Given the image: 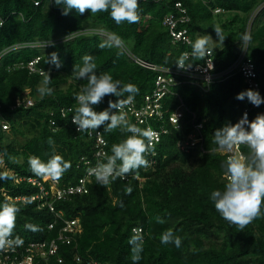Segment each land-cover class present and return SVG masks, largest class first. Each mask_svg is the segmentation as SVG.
<instances>
[{"label":"trees","instance_id":"16d2710c","mask_svg":"<svg viewBox=\"0 0 264 264\" xmlns=\"http://www.w3.org/2000/svg\"><path fill=\"white\" fill-rule=\"evenodd\" d=\"M178 1L184 3L191 16L188 28L193 40L195 37L219 40L214 28L220 27L224 37L219 40L221 46L208 44L217 78L207 86L202 81L196 85L193 79L178 76L179 83L170 88L164 99L165 125L170 133L163 136L157 148V165L140 167L127 174L128 180L117 177L104 186L93 182L88 194L55 203V210L64 212L67 219L79 217L84 231L77 245H60L58 256L41 264H81L76 256L97 264H132L129 239L134 234L143 237L139 264H264V204L260 214L241 229L223 219L210 200V193L223 189L228 182L222 165L229 156L213 142L214 133L227 124L239 122L246 104H251L247 97L242 101L236 99L238 93L255 91L249 87L241 66H237L239 61L255 64L257 81L262 83L264 91V21L253 23L248 31L247 19L259 8L258 18L264 19V0H209L207 4L203 0ZM216 8H222L225 13L215 15ZM172 12L169 4L140 2L138 22L117 24L108 12L91 14L86 10L81 15L73 10L65 16L51 0H0L3 21L0 28V161L3 163L0 172L11 177L0 181V202L8 201L19 209L12 237L26 243L51 240L57 237L58 227L64 226L61 223L56 229H49L56 219L55 213L45 205L49 197H43L38 186L24 180L34 179L49 187L48 178L35 176L30 170L29 156L46 161L58 154L70 162L71 167L59 179L62 187L80 183L90 167L86 161L91 165L98 163L97 141L89 136L92 129L78 132L72 122L78 107L75 97L87 84V80L76 78L75 66L82 65L85 55L93 57L97 74L107 72L113 80L131 83L139 89L131 100L142 107L145 95L154 89L158 74L141 67L134 58L157 67L177 69L178 59L192 52V45L173 43L170 30L163 25L165 16ZM225 15L233 17L223 20ZM101 30L122 39L123 53L115 46L99 47L105 40L98 33ZM77 33L80 34L76 36ZM244 34L250 37L246 44L242 42ZM72 36L74 39L64 41ZM56 39L61 42L51 45L46 52L30 46ZM53 52L62 63L60 68L47 63ZM36 57H41L39 68L45 75L18 68L20 63L27 66ZM198 62L202 60L192 57L185 59L184 64L194 66ZM48 77L47 87L52 92L41 95L37 89ZM27 91L35 105L14 108ZM128 96L126 93L120 99L127 100ZM109 99L115 102L119 98L109 94L100 104L93 105L94 110L107 109ZM181 107L185 114L183 130L177 131L170 126L169 117ZM68 108L72 112L63 117L62 110ZM260 114H264V103L250 111L248 120L254 121ZM6 125L11 127L14 138L4 131ZM195 125L203 126L196 130ZM96 131L102 132L107 140L108 156L103 163L112 155V145L130 135L119 127L104 132L103 125ZM193 133L201 141L187 152L180 144L189 141L187 138ZM20 137L24 143L18 141ZM241 151L245 157L250 155L246 145ZM144 156L149 163L151 157ZM38 196L39 199L32 200ZM16 198L27 201H15ZM157 217L164 223H158ZM26 225H32L35 230ZM168 230L181 238L179 248L173 243H161V235Z\"/></svg>","mask_w":264,"mask_h":264},{"label":"clouds","instance_id":"9594fccd","mask_svg":"<svg viewBox=\"0 0 264 264\" xmlns=\"http://www.w3.org/2000/svg\"><path fill=\"white\" fill-rule=\"evenodd\" d=\"M52 2L62 9V14L65 16L69 15L73 10L81 15L84 14L86 10H90L91 14L108 12L111 18L117 24H120L124 21H127L129 24H134L139 20V0H51V3ZM214 30L218 36V39L224 40L220 27L217 26L214 28ZM249 40L250 37L247 34L242 36L243 43L246 44ZM50 42L40 43H48L49 46H51ZM208 44V37L197 38L192 44V56L204 57L208 51ZM114 46L120 48L121 52L123 53V41L115 34L108 36L99 45L100 48ZM126 50L129 55L133 56V54L128 49ZM186 58L187 54L182 55L175 65L180 69H184V61ZM82 61V65H76L74 68V74L77 79L87 80L86 86H84L80 93L75 97L78 107L75 109L72 122L78 126L76 127V130H78V132L89 129L96 130L101 125H103L104 132H110L119 127L123 131L130 133V135H128L127 138L121 143L112 145V155L108 157L106 163H98L95 167L88 170V174L94 175L97 183L104 186L110 182V179L114 180L117 177L122 178V180H128L129 178L127 174L134 172L140 167H147V165H149V167H153L154 165H157V148L161 144L163 136L170 133L169 127L165 125L166 119L164 116V99L169 94V92L160 100V112L162 113L163 117H155L149 120V123L150 121H153V123L156 124L154 125L153 123H150L156 130L166 131L165 133L162 132L160 142L154 146H151L152 137L154 136L153 131L143 127L142 129L138 128L134 125V122H128L125 113L121 111L123 106L139 92V89L131 83L122 84L119 80H113V77L107 72L97 74L96 64L94 63L93 57L91 56L85 55L82 57ZM47 63L53 64L56 68H60L62 66V63L59 60L56 52L51 53V55L48 57ZM256 72L258 74V71ZM156 73L158 75L154 82V89L145 95L143 105L146 104V98L148 96H152L153 92L157 89L156 82L160 73ZM49 82L50 77L45 78L42 81V85L38 87L37 90L41 95L51 94L52 89L47 87ZM257 82L260 84V91H253L249 89L238 93L236 97V99L241 101L247 97L251 104H246L245 108L249 107L251 111L258 109L264 103L263 86L260 81ZM126 93L129 94L127 100L120 99L121 97H124ZM109 94H112L119 99L115 102L109 99L108 108L104 111L97 112L94 110L93 105L100 104L103 101V98ZM253 105L259 107L254 108ZM173 114H171L169 117L170 126L174 130L182 131L183 119L181 120L182 130L176 129V127L173 126L170 121V118ZM4 127L9 128V130L4 129V131L7 133L12 131L11 127L8 125ZM191 136H196V134H191L187 138L189 141L185 140L180 144L181 148L183 145H186L184 150L187 152L190 151L192 146L200 143L199 141L198 143L194 144ZM196 138L198 137L196 136ZM213 138V142L217 145L218 149L229 153L233 152V148L236 145H246L250 150V155L248 157H244L243 155H232L227 158L222 167L225 169L228 182L225 184L223 189H216L210 193V200L214 204L215 210L220 214V216L229 223L238 225L242 229L245 225L250 223L253 218L260 214L261 206L264 204V114L258 115L254 121L250 122L248 120V114L244 113L243 117L235 125L227 124L224 127L217 129ZM52 143L53 141L49 139V144ZM145 154L151 157L149 163L144 156ZM117 161H119V164H117ZM28 165L35 176L48 178V185L50 178L54 181H58L71 167L70 162L66 161L61 155L58 154H53L46 161L37 156H29ZM123 176L126 178L123 179ZM8 179H11V177H9L6 172H0V181ZM137 179L140 180L138 177ZM24 180L30 182V180L34 179ZM48 189L50 190V187H48ZM127 191L131 192V189H127ZM74 196L68 200H58L56 198L53 199L51 195L46 196V198L49 197V203H46L45 205L49 206L51 204L54 210H52L50 206L49 207L56 216L54 222L50 224L51 226L57 222L54 229H56L58 225H61V223L65 225L67 221L76 219L80 220L82 232L77 234L75 238H72V243L70 244L60 242L59 248L60 245H77V241L82 236L84 231L81 219L79 217L71 220L67 219L64 215V212H57L54 207L56 202L70 201ZM24 199L25 198H16L15 201H24ZM26 201L27 200L24 202ZM18 211L19 209L14 204L8 201L0 202V246L6 247L10 245L22 244V240L19 237L12 238V232L15 227L16 215ZM58 215H61L62 217L59 218ZM156 219L158 223H164V220L160 217H157ZM26 227L35 230L32 225H26ZM62 227L64 226L58 227L57 237ZM44 241L49 242L50 240L46 239L30 241L26 244ZM160 241L163 244L173 243L177 248H179L182 243L181 238L179 236H174L171 230L164 232L160 237ZM129 244L131 245L132 251V264H139V261L142 258L141 253L143 251V237L141 235L134 234L129 239ZM58 253L52 257L58 256ZM78 258H80L81 261H78ZM50 259L44 262L48 263ZM76 260L81 264H97L93 261L85 262L84 259L79 256H76ZM60 263H62V260H60Z\"/></svg>","mask_w":264,"mask_h":264},{"label":"built area","instance_id":"2783aa9c","mask_svg":"<svg viewBox=\"0 0 264 264\" xmlns=\"http://www.w3.org/2000/svg\"><path fill=\"white\" fill-rule=\"evenodd\" d=\"M147 1L165 3L169 4L172 7L173 12L165 16L163 25H165L170 30L173 43H180L191 46L195 42L197 38L195 37V40H193L188 28V25L191 23V16L189 15L188 9L185 7L184 3L178 0H139V3ZM203 1L205 4H207L209 0ZM213 13L215 15H219L225 13V10H223L222 8H216ZM2 25L3 21L0 19V28L2 27ZM30 46L39 48L47 47L49 46V44L37 42L35 44H31ZM244 52L245 49H243V54ZM185 54H187V60L193 57L192 52ZM131 57L133 58L132 55ZM197 58H200L202 62H198L194 66H191L189 63L184 64V69L161 68L143 59L134 58L135 62L141 67H144L150 71L160 73L156 82L157 89L153 92L152 96H148L146 98V104H144L142 107L139 108L135 102L130 100L123 106L121 111L125 113L128 122H134L135 125L138 126V128L142 129L143 127L145 129H151L153 131L154 136L152 137L151 146H154L155 144L160 142L162 132L165 133L166 131L156 130L153 125L149 123V120L155 117H163L162 113L160 112V100L169 92L171 87L176 86L179 83L178 76L193 79L196 85H198L199 81H202L207 86H210L212 83H214L215 79L217 78V76H215L213 73L215 69V61L211 50H208L204 57ZM41 60V57H36L31 60L27 64V66H25L23 63H20V65H18V68L28 69L30 74L45 75V71H43L42 68H39ZM237 66H241V71L250 87L255 91H260V84L257 82L258 74L255 70V65L250 63V61L247 63L239 61L237 63ZM35 103V100L30 96V91H27L24 95L23 100H18L17 105L14 108L21 105H24L26 108H31L35 105ZM253 107L258 108L259 106L257 107L253 105ZM72 110V108L63 109V117H66L70 112H72ZM250 111L251 109L247 107L243 111V114L247 113L249 115ZM184 116L185 114L183 108L181 107L170 118L172 125L175 126L176 129L182 130L181 120L184 118ZM52 125H56V121L53 120ZM201 128L202 125H195L196 130H199ZM4 129L9 130L8 127H4ZM89 136L96 138V148L98 150L96 153V160L98 161V163H103V161L108 156L106 149L107 140L104 138L102 132L96 130L90 131ZM191 139L194 144L201 141L199 138H196V136H191ZM242 147L243 145H236L233 148V152L229 153L225 151V153L228 156L243 155L241 151ZM185 148L186 145H183L182 149L184 150ZM86 164L90 166L88 170L97 165H91L90 161H86ZM88 170L86 174L80 179V183L75 186L71 185L69 187H61L60 180L54 181L50 178L49 190L42 182L34 180H30V182H32L33 185H37L41 189L43 197L51 195L53 199L56 198L58 200H68L74 195L88 193L89 185L93 182H97L94 175L88 174ZM125 178L126 177L123 176V179ZM39 198L40 196L35 197L32 200L34 201ZM25 200L26 199H24V201ZM49 206L52 208V210H54L51 204ZM58 217L61 218L62 216L58 215ZM56 223L51 225L50 229H54ZM81 232L82 228L80 220L76 219L67 221L64 227L61 228L58 237L50 240L49 242H31L26 244V242L22 240V244L20 245H10L6 247L0 246V264H41L44 261H48L52 256H55L58 253L60 242L70 244L72 243V238H75V236L77 234H80ZM78 261H81V259L78 258Z\"/></svg>","mask_w":264,"mask_h":264},{"label":"rangeland","instance_id":"374dc122","mask_svg":"<svg viewBox=\"0 0 264 264\" xmlns=\"http://www.w3.org/2000/svg\"><path fill=\"white\" fill-rule=\"evenodd\" d=\"M260 11H261V8H259V9H257L254 13H252L251 15H249L248 17H247V19H248V24H249V29H248V31L250 30V28H251V25L253 24V23H257V22H259V24H261V22H263L264 21V19H259L258 18V16H259V13H260ZM241 16H243V15H241ZM230 18L231 19V17H233V16H227V15H225V17H222L223 18V20H225V19H227V18ZM217 18L219 19V16H217ZM258 24V25H259ZM98 33H100L101 34V36L104 38V39H106L108 36H110L111 34H109L108 32H106V31H98ZM78 34H80V33H77L76 34V36L78 35ZM249 34H250V32H249ZM74 37L75 36H72V37H66V38H64V41H66V40H69V39H74ZM60 40H53V41H51L50 42V44L51 45H53V44H55V43H57V42H59ZM61 42V41H60ZM209 43H210V45L212 46V47H220L221 46V44H222V42L221 41H219V40H216V39H213V38H211L210 40H209ZM50 47V46H49ZM49 47H41V50L42 51H47L48 49H49ZM8 136L9 137H11V138H14L15 136H14V133H13V131H11L10 133H8ZM18 141H20L21 143H24L25 142V140H23L21 137L20 138H18ZM0 164L1 165H3V163L0 161Z\"/></svg>","mask_w":264,"mask_h":264}]
</instances>
